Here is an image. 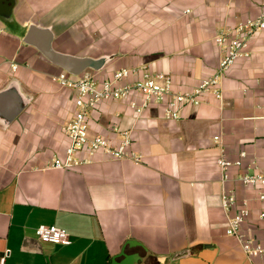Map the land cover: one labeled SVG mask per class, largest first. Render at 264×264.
<instances>
[{
    "label": "crops",
    "instance_id": "crops-1",
    "mask_svg": "<svg viewBox=\"0 0 264 264\" xmlns=\"http://www.w3.org/2000/svg\"><path fill=\"white\" fill-rule=\"evenodd\" d=\"M13 1H0L12 6L9 18L0 15V91L17 80L29 101L10 124L0 121V264H264L226 233L247 201L242 229L264 243L260 189L239 179L264 171V30L251 39L250 55L223 76V98L210 95L178 120L165 119L158 104L140 116L130 100L98 104L89 115L91 132L117 141L131 131L143 160L98 153L71 169L49 163L69 144L65 127L77 91L54 80L62 69L23 42L36 23L52 28L56 49L80 55L56 47L60 32H97L94 44L116 47L113 54L99 49L113 59L98 77L143 65L186 90L217 69L222 53L214 37L257 16L264 0ZM241 152L242 166L231 167L225 181L217 159L236 160ZM225 191L238 198L230 211L222 206ZM40 225L66 229L70 243L42 241Z\"/></svg>",
    "mask_w": 264,
    "mask_h": 264
},
{
    "label": "built area",
    "instance_id": "built-area-1",
    "mask_svg": "<svg viewBox=\"0 0 264 264\" xmlns=\"http://www.w3.org/2000/svg\"><path fill=\"white\" fill-rule=\"evenodd\" d=\"M264 30V2L260 13L239 21L232 27L221 30L214 41L222 56L217 69L208 77L203 78L194 88L177 90L174 87L172 75L162 71H152L146 66L122 67L110 76L100 78L93 73H83L74 76L61 72L54 77L60 85L71 87L77 91L75 113L65 127L69 144L63 156H55L49 163L50 167L71 169L83 164L92 163L98 153H103L112 159H127L135 163L143 160L142 155L133 147L131 131L120 132V139L111 140L101 133H92L89 124L91 111L100 103L112 100H130V107L137 116L153 104L163 106V116L167 120H178L182 111L189 106H198L207 101L208 96L216 99L223 98L221 82L223 76L231 69L236 61L249 56L251 39ZM18 64H12L16 70ZM137 97L138 99H136ZM218 139V137H215ZM246 152H241L240 158L232 160L225 154L217 159L224 180L230 179V169L242 166ZM245 186L258 187L259 198L262 202L260 218L264 221V171L245 172L239 177ZM222 206L230 211L238 202L234 191H225L221 195ZM250 215L247 201L230 217L226 233L236 237L245 253L250 257L264 258V243L256 241L243 231L242 226ZM36 233L44 242L67 245L70 243L69 232L57 225H40Z\"/></svg>",
    "mask_w": 264,
    "mask_h": 264
},
{
    "label": "water",
    "instance_id": "water-1",
    "mask_svg": "<svg viewBox=\"0 0 264 264\" xmlns=\"http://www.w3.org/2000/svg\"><path fill=\"white\" fill-rule=\"evenodd\" d=\"M4 1V0H0ZM11 4L14 2L10 0ZM5 3L6 0H5ZM12 14L11 5H0V15L9 18ZM54 31L51 27H44L31 23L24 34L23 42L35 47L48 61L71 75L79 76L88 69L101 71L113 56L104 54L98 57L76 55L60 51L54 46ZM29 98L19 93V82L12 80L9 85L0 91V121L10 124L25 108ZM151 254H147V257ZM146 258L140 259L141 263Z\"/></svg>",
    "mask_w": 264,
    "mask_h": 264
},
{
    "label": "rangeland",
    "instance_id": "rangeland-1",
    "mask_svg": "<svg viewBox=\"0 0 264 264\" xmlns=\"http://www.w3.org/2000/svg\"><path fill=\"white\" fill-rule=\"evenodd\" d=\"M131 31L129 30H126L125 33H130ZM72 33L73 32H66V30H63L60 32V35L58 36V39H57V44H56V47L57 48H61V49H64V50H67V51H73V52H77V54H80V55H90V54H94L95 56H99L101 53H99V49H102L103 51H109L111 52V54L115 53L116 51V47L115 46H103V47H100L96 44H94L93 42L97 41L95 40L94 38L97 37V32L95 34H93L94 32L91 31V37L87 36L88 39H90V44H88L87 42L89 40H85L84 41V37L85 34L84 33H87L83 30H77V28L75 29L74 31V36H72ZM124 33V34H125ZM84 42H86L84 44ZM103 53V52H102ZM93 73V74H96L98 73V71H94V70H91V69H88L87 71H85L84 73Z\"/></svg>",
    "mask_w": 264,
    "mask_h": 264
}]
</instances>
